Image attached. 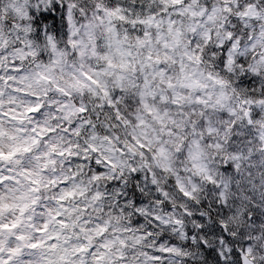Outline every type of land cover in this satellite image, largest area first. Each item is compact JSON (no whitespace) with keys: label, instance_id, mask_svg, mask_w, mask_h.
<instances>
[{"label":"clouds","instance_id":"9594fccd","mask_svg":"<svg viewBox=\"0 0 264 264\" xmlns=\"http://www.w3.org/2000/svg\"><path fill=\"white\" fill-rule=\"evenodd\" d=\"M0 264H264V0H0Z\"/></svg>","mask_w":264,"mask_h":264}]
</instances>
